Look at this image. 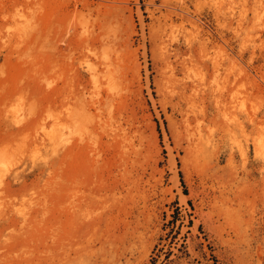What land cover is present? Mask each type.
<instances>
[{"label": "rangeland", "instance_id": "1", "mask_svg": "<svg viewBox=\"0 0 264 264\" xmlns=\"http://www.w3.org/2000/svg\"><path fill=\"white\" fill-rule=\"evenodd\" d=\"M151 257L264 264V0H0V264Z\"/></svg>", "mask_w": 264, "mask_h": 264}, {"label": "trees", "instance_id": "2", "mask_svg": "<svg viewBox=\"0 0 264 264\" xmlns=\"http://www.w3.org/2000/svg\"><path fill=\"white\" fill-rule=\"evenodd\" d=\"M179 176H180L181 184H182V186L184 187L183 182H182V178H181V174H180V173H179ZM183 193H184V194H187V192L185 191V189L183 190ZM156 248H157V245L154 246V249H156ZM154 262H155V257H151V259H150V264H154Z\"/></svg>", "mask_w": 264, "mask_h": 264}]
</instances>
